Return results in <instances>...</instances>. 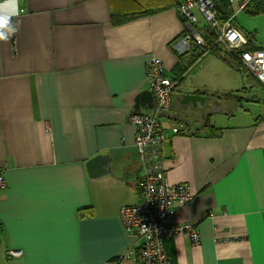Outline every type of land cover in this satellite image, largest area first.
<instances>
[{"label":"crops","instance_id":"obj_1","mask_svg":"<svg viewBox=\"0 0 264 264\" xmlns=\"http://www.w3.org/2000/svg\"><path fill=\"white\" fill-rule=\"evenodd\" d=\"M229 1L235 20L256 0L242 10ZM130 2L20 0L19 31L0 41V264H143L125 257L142 240L126 231L121 209L140 202L144 174L128 118L152 112L154 101L135 108L149 89L147 61L156 55L172 76L185 27L177 6L114 24L115 13L138 11ZM234 70L204 52L160 117L167 179L193 193L170 222L193 223L201 236L167 237L173 264H264V86L252 75L263 90L239 88Z\"/></svg>","mask_w":264,"mask_h":264},{"label":"built area","instance_id":"obj_2","mask_svg":"<svg viewBox=\"0 0 264 264\" xmlns=\"http://www.w3.org/2000/svg\"><path fill=\"white\" fill-rule=\"evenodd\" d=\"M254 0H241L244 9ZM264 12V0H261ZM179 13L184 19L183 33L173 43L178 54H187L198 46L207 45L206 35L214 36L216 43L228 51H235L245 69L264 86V49L251 48L246 33L234 24L237 12L227 19L219 15L216 0H180ZM146 79L154 95L150 113L132 112L128 121L135 126V146L144 170L141 178V200L135 205H125L121 218L127 232H136L142 240L137 251L130 248L125 257L138 256L143 264H173L165 249V239L177 233L189 236L194 244L201 240L193 223L172 225V214L186 206L192 199L191 185L174 184L167 179L163 164L162 144L167 140L166 127L160 117L170 111L177 81L165 71L162 60L152 55L146 64ZM173 132L180 130L173 126ZM7 187V179L0 165V190ZM8 256H20L21 250L9 249Z\"/></svg>","mask_w":264,"mask_h":264},{"label":"trees","instance_id":"obj_3","mask_svg":"<svg viewBox=\"0 0 264 264\" xmlns=\"http://www.w3.org/2000/svg\"><path fill=\"white\" fill-rule=\"evenodd\" d=\"M131 5L130 6H135L137 8L135 12H124V13H115L114 17V24L117 22H122L126 21L132 18H135L140 15L148 14L157 10L164 9L166 7H172V6H177L179 8L180 5V0H158L156 2V8L149 7L148 4L144 5L145 3L143 2L144 0H130ZM217 6H218V11L219 15L222 19H227L233 14V9L231 7V3L229 0H217L216 1ZM134 4V5H133ZM136 4V5H135ZM138 5V6H137ZM254 7L249 9L248 11L253 14H260L263 13V4L261 0H256L253 2ZM182 17V16H181ZM182 20L184 22V19L182 17ZM207 42L205 46H198L197 48L193 49L189 53V56L192 58L190 61L186 62L184 61L186 54H179V62L176 65L175 69L173 70V75L171 76L174 80L177 81V84H179L183 77L185 72L188 70V68L195 63V61L204 53V52H211L213 54L218 55L221 57L228 65L234 68H239L241 69L242 64L237 56L238 54L234 51H228L225 50L223 47H221L218 43H216L214 36L210 33H207L206 35ZM250 40V38H249ZM250 47L251 48H258L257 46H254L250 42ZM203 49V50H198V49ZM260 49V48H259ZM203 52V53H202ZM186 62V63H185ZM246 70V69H245ZM247 71V70H246ZM224 97H234V92L230 93H224ZM215 132H221V129H216ZM212 134V133H211ZM214 134V133H213Z\"/></svg>","mask_w":264,"mask_h":264},{"label":"rangeland","instance_id":"obj_4","mask_svg":"<svg viewBox=\"0 0 264 264\" xmlns=\"http://www.w3.org/2000/svg\"><path fill=\"white\" fill-rule=\"evenodd\" d=\"M236 12L238 13V11ZM234 22L239 24L240 26H243L247 32L255 33V37H252V39L257 45L262 47L264 46V13L253 15L246 11H242L238 14L237 19H235ZM241 67V69L232 67L235 69L234 73L239 75L240 80H243L239 88L243 89L244 86H246L248 83H252L255 85V87L262 91L263 89L261 88L260 84L256 80H254L253 76L248 71L245 70V67L243 65ZM246 106L252 108L256 107V105L252 103H246Z\"/></svg>","mask_w":264,"mask_h":264},{"label":"clouds","instance_id":"obj_5","mask_svg":"<svg viewBox=\"0 0 264 264\" xmlns=\"http://www.w3.org/2000/svg\"><path fill=\"white\" fill-rule=\"evenodd\" d=\"M20 0H0V41L7 42L19 31V22L14 17L21 14Z\"/></svg>","mask_w":264,"mask_h":264},{"label":"water","instance_id":"obj_6","mask_svg":"<svg viewBox=\"0 0 264 264\" xmlns=\"http://www.w3.org/2000/svg\"><path fill=\"white\" fill-rule=\"evenodd\" d=\"M185 98H190L192 100H205V98L208 99V97H204V96H198V95H187V97ZM154 101V95L152 93V91L150 89H146V90H143L141 93H139V95L136 97V103H135V108L136 109H139L140 106L142 104H145L147 102H153ZM151 106L152 104L149 103ZM214 104H217V102H215ZM104 157L103 156H97V157H94L92 159H90L88 162H87V166L89 167V169L91 170L94 166H96V164H98V162L103 159ZM111 167H109L107 169V171H110Z\"/></svg>","mask_w":264,"mask_h":264},{"label":"bare ground","instance_id":"obj_7","mask_svg":"<svg viewBox=\"0 0 264 264\" xmlns=\"http://www.w3.org/2000/svg\"><path fill=\"white\" fill-rule=\"evenodd\" d=\"M177 54H178V53H177ZM187 54H189V53H187ZM187 54H186V55H187Z\"/></svg>","mask_w":264,"mask_h":264}]
</instances>
